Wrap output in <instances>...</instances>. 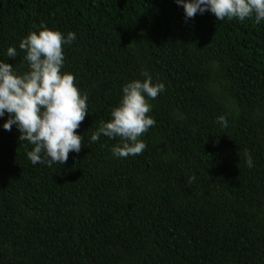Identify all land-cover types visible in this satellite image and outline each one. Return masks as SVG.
<instances>
[{
    "label": "trees",
    "instance_id": "16d2710c",
    "mask_svg": "<svg viewBox=\"0 0 264 264\" xmlns=\"http://www.w3.org/2000/svg\"><path fill=\"white\" fill-rule=\"evenodd\" d=\"M42 26L75 33L61 72L88 115L81 151L50 168L0 117V264H264V21L186 20L176 0H0V62L27 72L19 44ZM145 72L165 85L156 123L118 158L119 138L91 136Z\"/></svg>",
    "mask_w": 264,
    "mask_h": 264
},
{
    "label": "clouds",
    "instance_id": "9594fccd",
    "mask_svg": "<svg viewBox=\"0 0 264 264\" xmlns=\"http://www.w3.org/2000/svg\"><path fill=\"white\" fill-rule=\"evenodd\" d=\"M184 8L186 20L197 13L210 11L219 21L255 16L259 24L264 21V0H176ZM30 33L23 38L19 49L26 53L28 71L17 74L12 64L0 62V117L5 113L9 119L3 128L11 131L13 125L21 133L20 142L27 141L32 150L27 157L32 165H62L67 162L70 152L79 153L83 137L77 135V129L88 115L87 94H81L75 84V76L63 73V45L71 44L75 33L65 38L59 31L47 29ZM8 57H15V47L7 49ZM143 81L127 83L119 106L111 112L109 122H101L92 134L91 142L96 143L101 135L119 138L120 144L112 148L118 158L143 153L146 144L140 137L155 126V120L148 114L151 111L149 100H155L165 91L163 83H153L152 77L142 73ZM218 123L228 126L224 116L218 117ZM244 156L249 167L253 166L250 154ZM196 176L188 178L193 183Z\"/></svg>",
    "mask_w": 264,
    "mask_h": 264
}]
</instances>
